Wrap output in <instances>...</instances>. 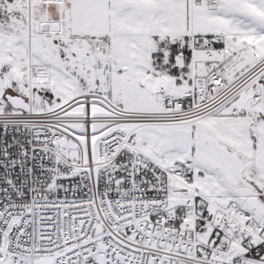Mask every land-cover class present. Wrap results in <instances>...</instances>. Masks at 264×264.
<instances>
[{
  "label": "snow or ice",
  "instance_id": "snow-or-ice-1",
  "mask_svg": "<svg viewBox=\"0 0 264 264\" xmlns=\"http://www.w3.org/2000/svg\"><path fill=\"white\" fill-rule=\"evenodd\" d=\"M0 264H264V0H0Z\"/></svg>",
  "mask_w": 264,
  "mask_h": 264
}]
</instances>
